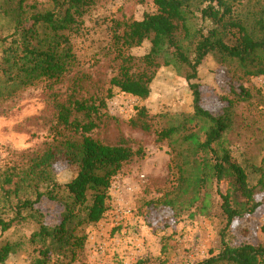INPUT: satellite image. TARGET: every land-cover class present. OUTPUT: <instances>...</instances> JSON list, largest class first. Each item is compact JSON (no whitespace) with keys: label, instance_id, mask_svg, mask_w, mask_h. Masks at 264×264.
<instances>
[{"label":"trees","instance_id":"1","mask_svg":"<svg viewBox=\"0 0 264 264\" xmlns=\"http://www.w3.org/2000/svg\"><path fill=\"white\" fill-rule=\"evenodd\" d=\"M6 1L17 2L19 12H2L13 18V28L0 36V95L3 88L10 97L14 91L41 81L61 82L76 64L71 39L80 35L85 17L99 0H49L47 9L32 8L31 12L24 11L27 0ZM151 1L155 13L139 21H114L111 48L117 70L109 88L100 96L85 98L79 93L82 80L75 81L70 95L55 107L54 131L59 144L33 160L17 180L11 175L0 183L4 207L11 215L0 219L1 233L25 222L37 227L27 241L35 253L30 264L77 261L87 240L85 228L99 223L107 211L114 178L132 159L143 156L140 149L133 150L125 141L106 145L88 134L98 127L113 89L144 100L156 71L171 66L181 71L188 85L193 113L179 125L155 132L157 142L179 135L175 140L179 146L170 161L173 191L151 204L169 210L174 217L187 212L189 219L220 216L224 221L217 251L194 264H264V240L237 246L227 240L232 223L253 215L263 204L264 155L249 174L223 141L231 128L229 112L235 104L251 99L241 81L264 76V0H257L255 12L245 16L235 14L239 0ZM145 41L150 43L145 55L136 58L129 54ZM209 55L229 79V98L222 99L226 106L217 116L201 107L199 87L193 83ZM149 120L145 109L138 108L129 126L149 132ZM193 123L198 130L188 131ZM58 162L75 168V176L67 183L55 180L53 167ZM43 200L62 208L54 225L46 224L37 208ZM161 243L160 254L164 256L166 240ZM20 246L1 243L0 264ZM135 264L146 262L138 260ZM158 264L167 263L161 259Z\"/></svg>","mask_w":264,"mask_h":264},{"label":"rangeland","instance_id":"2","mask_svg":"<svg viewBox=\"0 0 264 264\" xmlns=\"http://www.w3.org/2000/svg\"><path fill=\"white\" fill-rule=\"evenodd\" d=\"M239 1L235 9L237 16L257 9V0ZM6 2L0 0V36L13 28V18L2 12H19L17 2ZM48 7L49 0H27L24 11L31 12L32 8L42 11ZM155 11L151 0H99L85 17L80 35L71 39L76 64L61 82L41 81L14 91L10 97L5 96L4 88L1 90L0 183L11 175L17 180L33 160L59 144L54 131L55 107L70 95L75 81L82 80L79 93L85 98L100 96L109 88L108 82L117 70L111 48L114 21H139ZM149 49L150 43L145 41L129 54L139 58ZM1 51L0 45V55ZM193 83L199 87L201 107L220 115L226 106L222 99L229 98V79L215 58L209 55L203 60ZM241 83L251 99L235 104L229 112L231 128L223 141L233 158L250 174L251 167L258 166L264 155V76ZM149 91L146 99L139 100L113 89V96L106 100V109L101 111L98 127L88 134L106 145L125 141L133 150L140 149L143 156L132 159L114 178L106 201L107 211L99 223L85 228L86 244L73 264H135L138 260L158 264L161 259L167 264H194L218 249V234L224 226L220 216L189 219L184 212L174 217L169 210L151 204L173 191L170 161L179 146L175 141L179 135L170 141L157 142L155 132L182 123L192 115L193 105L188 85L174 66L159 68ZM138 108H144L150 119L149 132L129 126ZM188 127V131L198 130L195 123ZM53 172L59 184L69 182L76 174L74 167L63 162L56 163ZM253 179L250 175V182ZM4 206L0 189V219L7 220L11 215ZM37 208L46 224L59 221L60 206L43 200ZM36 228L34 223L25 222L5 233L0 231V244L9 241L21 245L4 264L31 263L35 253L27 241ZM162 240L167 244L164 256L160 254ZM227 240L232 246L264 240V201L253 215L232 223Z\"/></svg>","mask_w":264,"mask_h":264}]
</instances>
